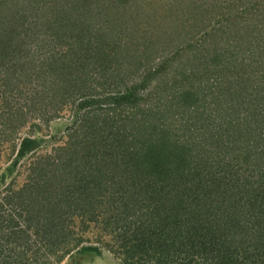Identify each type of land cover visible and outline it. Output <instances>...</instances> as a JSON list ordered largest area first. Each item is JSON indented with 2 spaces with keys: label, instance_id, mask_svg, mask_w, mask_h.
<instances>
[{
  "label": "trees",
  "instance_id": "obj_1",
  "mask_svg": "<svg viewBox=\"0 0 264 264\" xmlns=\"http://www.w3.org/2000/svg\"><path fill=\"white\" fill-rule=\"evenodd\" d=\"M130 1L0 0L1 134L79 102L19 192L28 229L57 261L83 242L66 227L96 221L129 264H264V0ZM153 80L166 98L141 95ZM9 221L0 264H33Z\"/></svg>",
  "mask_w": 264,
  "mask_h": 264
},
{
  "label": "rangeland",
  "instance_id": "obj_2",
  "mask_svg": "<svg viewBox=\"0 0 264 264\" xmlns=\"http://www.w3.org/2000/svg\"><path fill=\"white\" fill-rule=\"evenodd\" d=\"M131 2H133V0H131L130 3ZM150 3L151 1L148 0L145 7L147 5L150 7ZM55 5L60 6L59 4ZM127 8L129 11L128 6ZM179 16H182V14H179ZM129 29L130 28L126 30L128 31ZM124 44H126V46H130L133 44V41L129 38L127 41H124ZM60 49L62 50V48ZM131 50H135L134 47L131 48ZM158 60L159 59L157 58L156 61ZM130 69H134V67H130ZM130 69H128V71ZM140 73L141 71H134L131 75L132 81L128 80L129 82L127 83L132 85V82H136ZM157 83V80H153L152 83L142 91L141 95L144 96L146 94H152L151 96L154 97V93L158 92V94L162 96V99L166 98V95L163 93L161 87L156 86ZM24 100L25 99L22 98L21 102ZM156 101L157 99L147 104L154 106ZM78 104V101L76 103H72L73 107L64 111V115L62 117H53L50 122H46L43 119V115H35V119H31L33 117L29 116L27 122L22 129H20L16 139H13V141L8 140L9 138L7 136L1 134L5 124L2 119H0V216H4V218L0 217L1 227L6 230L5 233L7 235L8 231L12 230V228L7 226L10 225L9 220L14 217L15 222L20 221V224H22L21 229L27 230L25 233H21V249L25 250L23 258L27 261L33 262V264H129L127 261H124L125 255L123 252L120 253L117 249L122 241L119 240L118 243L117 239H114L116 233L112 232L111 227L105 229L104 225L102 227L101 223L96 221H93L90 224L88 222V226H85L84 224L81 225L80 222L75 223L72 227L67 226L66 228L68 230L71 229L70 231H72V233L70 231H66L69 233L67 234V243L69 246L76 243L75 241H72V238L78 237V235L84 236L83 242L62 261H57L58 256L50 254L48 248L42 245L40 237H38L33 230L30 231L24 221V218L26 217V209L23 208L22 202L26 200L25 198L29 197L26 194H24V196H20L19 192L23 188L27 187V185L34 182L32 176L36 177V174L33 175V169L31 168L38 163L37 158L44 154H51L55 150V147L60 146L68 139L67 126L77 117L76 111L79 108ZM2 112V109H0V116ZM49 114L50 113H48L47 116ZM7 115L8 114H6V116ZM27 136L36 137L41 144L35 150L28 152L23 159L18 162L16 167L11 168L15 156L18 155L21 141ZM13 143L17 144L16 151H14ZM16 211H22V217L19 216ZM0 233H2V231H0ZM60 242V244L63 245L65 241L62 240ZM1 243H3V240L0 237V249H3L4 252L6 251L5 253L7 256H13L19 253L20 246H15L17 245L15 241L10 244ZM83 244L99 246L101 248V254H80L77 249H79ZM113 246L116 248H112Z\"/></svg>",
  "mask_w": 264,
  "mask_h": 264
}]
</instances>
